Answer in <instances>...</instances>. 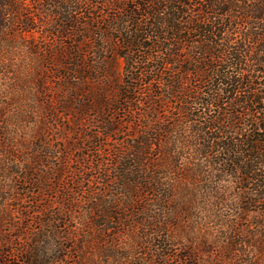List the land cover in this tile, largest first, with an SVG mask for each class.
Here are the masks:
<instances>
[{"label":"trees","instance_id":"obj_1","mask_svg":"<svg viewBox=\"0 0 264 264\" xmlns=\"http://www.w3.org/2000/svg\"><path fill=\"white\" fill-rule=\"evenodd\" d=\"M0 264H264V0H0Z\"/></svg>","mask_w":264,"mask_h":264},{"label":"rangeland","instance_id":"obj_2","mask_svg":"<svg viewBox=\"0 0 264 264\" xmlns=\"http://www.w3.org/2000/svg\"><path fill=\"white\" fill-rule=\"evenodd\" d=\"M121 67V61L118 60V68ZM67 136V132L64 131V140H65V137Z\"/></svg>","mask_w":264,"mask_h":264}]
</instances>
